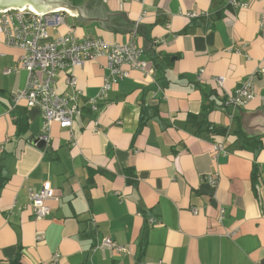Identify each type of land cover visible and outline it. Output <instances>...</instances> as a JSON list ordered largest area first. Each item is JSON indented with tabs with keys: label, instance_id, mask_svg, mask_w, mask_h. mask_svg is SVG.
<instances>
[{
	"label": "crops",
	"instance_id": "1",
	"mask_svg": "<svg viewBox=\"0 0 264 264\" xmlns=\"http://www.w3.org/2000/svg\"><path fill=\"white\" fill-rule=\"evenodd\" d=\"M65 1L107 21L66 12L51 38L132 41L146 70L96 109L106 60L59 72L55 90L78 92L80 115L43 132L38 109L13 106L28 73L0 40V264H264V0ZM245 83L248 103L225 105ZM46 189L36 220L29 195Z\"/></svg>",
	"mask_w": 264,
	"mask_h": 264
},
{
	"label": "built area",
	"instance_id": "2",
	"mask_svg": "<svg viewBox=\"0 0 264 264\" xmlns=\"http://www.w3.org/2000/svg\"><path fill=\"white\" fill-rule=\"evenodd\" d=\"M228 3L234 8H246L245 3L237 0H230ZM63 13L66 11L52 10L44 14H35L29 8L21 11L19 9L0 11V40L8 47L22 50L23 54L17 68L28 73L25 88L11 97L13 106L38 109L44 121L43 132L48 130L52 122L58 123L61 129L70 128L73 118L80 115L81 110L77 105L78 92L69 96L59 95L55 90L56 75L59 72L104 58L110 70V77L104 80L99 95L91 101L92 108L96 109L98 102L106 100L112 86L129 76V71L146 70V62L141 60L142 50L132 41L123 45L108 44L91 38L78 41L71 33L51 38L48 30L62 23ZM197 16L199 14L195 12L187 14L189 19ZM10 72L12 70H6L4 74ZM67 79L68 84L75 87V80L69 77ZM213 80L218 89L223 87L224 78L216 77ZM252 96L249 84L245 83L232 96L227 97L225 105L243 107ZM40 140L46 142L47 138L40 137ZM213 149L216 154L223 152L221 145H216ZM53 196V191L47 189L29 195L32 216L36 220L48 214L49 209L44 203ZM149 222L155 223L153 219ZM104 245L123 251L110 240H105Z\"/></svg>",
	"mask_w": 264,
	"mask_h": 264
},
{
	"label": "water",
	"instance_id": "3",
	"mask_svg": "<svg viewBox=\"0 0 264 264\" xmlns=\"http://www.w3.org/2000/svg\"><path fill=\"white\" fill-rule=\"evenodd\" d=\"M24 8H29L35 14H44L52 10H65L69 15L80 17L86 20H97L99 22L107 21V19H88L78 8H72L65 0H0V11L19 9V11ZM119 14V13H117ZM112 15V14H108ZM116 15V14H115ZM113 16V15H112ZM125 19V18H124ZM126 20V19H125ZM129 23V22H128ZM131 25V23H129ZM115 27V26H114ZM33 143L38 147L42 148L45 146V142L39 138L33 139Z\"/></svg>",
	"mask_w": 264,
	"mask_h": 264
},
{
	"label": "trees",
	"instance_id": "4",
	"mask_svg": "<svg viewBox=\"0 0 264 264\" xmlns=\"http://www.w3.org/2000/svg\"><path fill=\"white\" fill-rule=\"evenodd\" d=\"M145 114H142V116L140 117V120H139V127H138V129H137V131H136V134H138L139 132H140V130H141V128H142V126L145 124V121H146V119H144V116ZM15 116V115H14ZM15 122H17V124H19V131H25V129H26V125H24V127L22 128V118L21 117H19V116H15ZM3 184H4V179H1L0 178V188H2V186H3Z\"/></svg>",
	"mask_w": 264,
	"mask_h": 264
}]
</instances>
